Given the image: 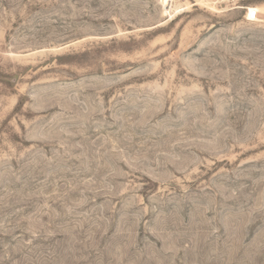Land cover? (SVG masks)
Masks as SVG:
<instances>
[{
  "label": "rangeland",
  "instance_id": "374dc122",
  "mask_svg": "<svg viewBox=\"0 0 264 264\" xmlns=\"http://www.w3.org/2000/svg\"><path fill=\"white\" fill-rule=\"evenodd\" d=\"M0 264H264V0H0Z\"/></svg>",
  "mask_w": 264,
  "mask_h": 264
},
{
  "label": "built area",
  "instance_id": "2783aa9c",
  "mask_svg": "<svg viewBox=\"0 0 264 264\" xmlns=\"http://www.w3.org/2000/svg\"><path fill=\"white\" fill-rule=\"evenodd\" d=\"M259 19V12L256 9H250L247 14V20L249 22H256Z\"/></svg>",
  "mask_w": 264,
  "mask_h": 264
}]
</instances>
